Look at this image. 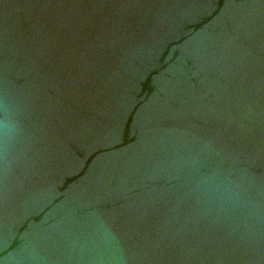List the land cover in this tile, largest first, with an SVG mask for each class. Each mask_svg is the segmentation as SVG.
Here are the masks:
<instances>
[{
    "label": "water",
    "instance_id": "1",
    "mask_svg": "<svg viewBox=\"0 0 264 264\" xmlns=\"http://www.w3.org/2000/svg\"><path fill=\"white\" fill-rule=\"evenodd\" d=\"M0 264H264V0H0Z\"/></svg>",
    "mask_w": 264,
    "mask_h": 264
}]
</instances>
